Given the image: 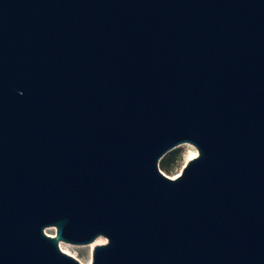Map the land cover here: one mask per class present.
Listing matches in <instances>:
<instances>
[{"label":"water","instance_id":"95a60500","mask_svg":"<svg viewBox=\"0 0 264 264\" xmlns=\"http://www.w3.org/2000/svg\"><path fill=\"white\" fill-rule=\"evenodd\" d=\"M98 237L90 264H264V0H0V264Z\"/></svg>","mask_w":264,"mask_h":264},{"label":"rangeland","instance_id":"374dc122","mask_svg":"<svg viewBox=\"0 0 264 264\" xmlns=\"http://www.w3.org/2000/svg\"><path fill=\"white\" fill-rule=\"evenodd\" d=\"M197 154V150L195 148V146L189 142H183L180 143L178 145H176L175 147H173L172 149L168 150L162 157L160 160L166 158L167 156L171 157V161L168 164V169L164 168L161 165V162L159 161V169L167 174L170 177H175L176 175H178L182 169V167L184 166V164L192 157H194ZM44 231L48 234H53L54 235V231L55 228L54 227H45ZM101 238V237H99ZM96 239L95 238L92 242L87 243V244H75V243H70V242H66L67 245L66 247L69 250V254L75 256L80 262H82L83 264H87L89 262H91V253H92V249L96 244L102 243V242H95ZM64 241H59L58 244L60 246V243H62ZM104 242H105V238H104Z\"/></svg>","mask_w":264,"mask_h":264},{"label":"bare ground","instance_id":"6f19581e","mask_svg":"<svg viewBox=\"0 0 264 264\" xmlns=\"http://www.w3.org/2000/svg\"><path fill=\"white\" fill-rule=\"evenodd\" d=\"M104 242V238H99L98 237V239H96V241L95 242ZM66 245H67V243L64 241V242H62V243H60V248L64 251V252H66V253H70L69 252V250H68V248L66 247ZM87 264H89V262L87 263Z\"/></svg>","mask_w":264,"mask_h":264},{"label":"trees","instance_id":"16d2710c","mask_svg":"<svg viewBox=\"0 0 264 264\" xmlns=\"http://www.w3.org/2000/svg\"><path fill=\"white\" fill-rule=\"evenodd\" d=\"M170 161H171V157H170V156H167L166 158L160 160L161 165H162L164 168H166V169H168V164H169Z\"/></svg>","mask_w":264,"mask_h":264}]
</instances>
